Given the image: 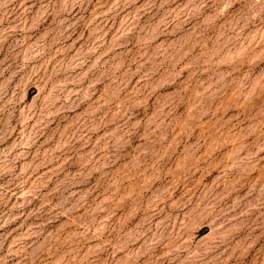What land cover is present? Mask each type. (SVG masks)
Instances as JSON below:
<instances>
[{
    "label": "rangeland",
    "instance_id": "rangeland-1",
    "mask_svg": "<svg viewBox=\"0 0 264 264\" xmlns=\"http://www.w3.org/2000/svg\"><path fill=\"white\" fill-rule=\"evenodd\" d=\"M0 264H264V0H0Z\"/></svg>",
    "mask_w": 264,
    "mask_h": 264
}]
</instances>
